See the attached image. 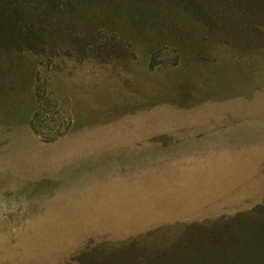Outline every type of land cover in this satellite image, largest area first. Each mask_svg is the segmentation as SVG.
<instances>
[{
  "label": "rangeland",
  "instance_id": "obj_1",
  "mask_svg": "<svg viewBox=\"0 0 264 264\" xmlns=\"http://www.w3.org/2000/svg\"><path fill=\"white\" fill-rule=\"evenodd\" d=\"M42 4L29 17L37 19L38 50L0 49V157L31 159L39 141L45 145L84 123L116 120L152 102L210 100L233 83L252 82L242 73L243 59L264 61V1ZM27 174L0 177V264H264V177L251 178L245 193L236 179L234 194L198 201L202 209L222 204L227 210L234 199L229 214L113 238L108 230L121 227L91 237L95 227L60 218L73 211L37 209L34 169ZM42 183L49 191L50 179ZM41 197L49 206L44 192Z\"/></svg>",
  "mask_w": 264,
  "mask_h": 264
},
{
  "label": "crops",
  "instance_id": "obj_2",
  "mask_svg": "<svg viewBox=\"0 0 264 264\" xmlns=\"http://www.w3.org/2000/svg\"><path fill=\"white\" fill-rule=\"evenodd\" d=\"M242 62L252 82L233 83L206 101L185 105L171 98L116 120L84 123L65 137L39 141L31 159L3 155L0 177L26 178L33 168L37 209L73 211L60 218L95 227L91 237L107 233L105 227H121L108 230L121 238L147 227L229 214L234 199L227 210L222 204L202 209L198 201L234 194L236 179L245 193L251 178L264 177V61ZM43 178L50 179L49 191ZM43 192L49 206L41 204ZM23 194L18 201L25 203ZM246 203L249 209L250 198Z\"/></svg>",
  "mask_w": 264,
  "mask_h": 264
},
{
  "label": "trees",
  "instance_id": "obj_3",
  "mask_svg": "<svg viewBox=\"0 0 264 264\" xmlns=\"http://www.w3.org/2000/svg\"><path fill=\"white\" fill-rule=\"evenodd\" d=\"M43 1L0 0V49L13 48L18 51L32 53L38 50L36 42L33 41L37 19L30 20L29 17L37 15L39 8L43 6ZM238 1L245 3L247 1L262 2L264 0ZM66 4L67 2L62 3L64 7Z\"/></svg>",
  "mask_w": 264,
  "mask_h": 264
}]
</instances>
